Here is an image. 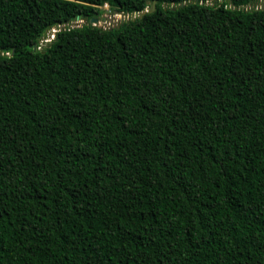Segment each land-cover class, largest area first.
Instances as JSON below:
<instances>
[{
	"label": "trees",
	"instance_id": "trees-1",
	"mask_svg": "<svg viewBox=\"0 0 264 264\" xmlns=\"http://www.w3.org/2000/svg\"><path fill=\"white\" fill-rule=\"evenodd\" d=\"M0 264H264V0H0Z\"/></svg>",
	"mask_w": 264,
	"mask_h": 264
},
{
	"label": "rangeland",
	"instance_id": "rangeland-1",
	"mask_svg": "<svg viewBox=\"0 0 264 264\" xmlns=\"http://www.w3.org/2000/svg\"><path fill=\"white\" fill-rule=\"evenodd\" d=\"M99 9L101 13L99 15V21L96 23L98 26L113 27V26L118 25L121 21L131 18V15L129 14H125V13L121 14V13L110 10L106 4L101 6ZM84 21L85 20L81 21L78 19H74L71 22H69V24H66V25H69V26L80 25ZM62 27L63 25L58 26V27H53L50 30L46 31L44 36L41 39H39V45L44 46L48 41H50L54 37L55 32Z\"/></svg>",
	"mask_w": 264,
	"mask_h": 264
},
{
	"label": "water",
	"instance_id": "water-1",
	"mask_svg": "<svg viewBox=\"0 0 264 264\" xmlns=\"http://www.w3.org/2000/svg\"><path fill=\"white\" fill-rule=\"evenodd\" d=\"M154 7H155V3L152 2L151 5H150V8L146 9V11H152V10L154 9ZM75 19H78V20L83 21V18H82L81 15H77V16L75 17ZM97 22H98V19H97V18H92V19H91V23H94V24H95V23H97Z\"/></svg>",
	"mask_w": 264,
	"mask_h": 264
}]
</instances>
